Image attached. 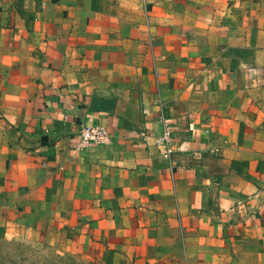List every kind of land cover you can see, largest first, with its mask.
Instances as JSON below:
<instances>
[{"label": "crops", "instance_id": "0c3cea01", "mask_svg": "<svg viewBox=\"0 0 264 264\" xmlns=\"http://www.w3.org/2000/svg\"><path fill=\"white\" fill-rule=\"evenodd\" d=\"M0 236L264 264V0H0Z\"/></svg>", "mask_w": 264, "mask_h": 264}, {"label": "rangeland", "instance_id": "374dc122", "mask_svg": "<svg viewBox=\"0 0 264 264\" xmlns=\"http://www.w3.org/2000/svg\"><path fill=\"white\" fill-rule=\"evenodd\" d=\"M0 264H100L80 246L61 238L23 236L9 240L0 236Z\"/></svg>", "mask_w": 264, "mask_h": 264}, {"label": "built area", "instance_id": "2783aa9c", "mask_svg": "<svg viewBox=\"0 0 264 264\" xmlns=\"http://www.w3.org/2000/svg\"><path fill=\"white\" fill-rule=\"evenodd\" d=\"M161 106L163 107L162 103ZM162 118L165 119L163 116ZM169 135V131L165 130L161 140L168 143ZM111 140L112 135L105 126L98 123H86L80 128L77 147L87 148L93 145L108 144Z\"/></svg>", "mask_w": 264, "mask_h": 264}]
</instances>
